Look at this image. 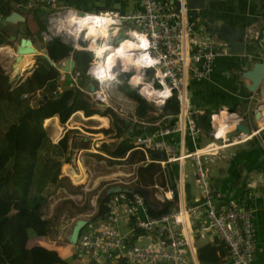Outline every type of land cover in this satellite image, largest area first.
Masks as SVG:
<instances>
[{"label":"crops","instance_id":"1","mask_svg":"<svg viewBox=\"0 0 264 264\" xmlns=\"http://www.w3.org/2000/svg\"><path fill=\"white\" fill-rule=\"evenodd\" d=\"M165 1L174 4L173 0ZM177 1L184 5L187 14L191 13L190 16L195 20L196 31L211 36L216 46L224 43L219 36L235 30L239 32L244 42L242 54L231 51L230 55L217 57L208 78L187 80L191 107L203 110L205 114L209 111L208 115L222 111L220 117L228 133H236L233 128L237 124L245 127L246 131L259 129L264 124V117H261L262 110L259 109L264 108H257L259 111L257 117L255 108L262 101L264 102V91L260 92V87L253 91L246 89L245 85L249 81L241 73L250 68L253 63L264 60V43L260 44V41L264 40L262 36L264 0ZM57 3L80 12L114 9L121 13H131L138 9V0H57ZM13 10L23 16L24 22L32 21L26 9ZM255 33L257 36L254 35ZM12 35L15 38L24 37L22 33ZM32 46L35 48L33 41ZM2 48H9V46L1 44L0 49ZM41 49L35 48L36 53L31 55L32 69L25 57L16 71L12 67L14 53L12 55L0 53V66H2L1 63L7 62V65L4 64L2 68H6L7 73H10L8 75L10 80L18 83L32 72L35 62L33 56L37 55ZM12 50L10 49L11 52ZM8 56L11 57L9 61ZM63 58L57 62H61ZM27 71L29 72L25 74ZM84 85L83 91L86 93V90H89V81L85 79ZM261 89L264 90V76L261 80ZM37 92L35 94L38 96ZM108 93L106 89L107 101L103 103L102 108L93 107L102 114H84L81 110H76L64 123H60L56 115L46 117L42 121L46 134L52 142H56L65 132L68 133L66 148L68 160L61 164L59 184L42 207L43 215L48 217L47 219L53 211L58 213L62 211L59 217L62 222L59 229H56V238L53 236L50 238L51 236L47 235L37 240L42 246L56 250L61 257H68L70 254L66 236L73 222L77 218L91 217L97 209L98 200L106 197L109 186L118 182H130L135 176V169L139 162H124L128 151L118 156H113L111 152L122 140L127 142L137 135L156 130L162 123L163 115L151 122L138 120L129 113L131 103L117 92H115V99L109 98ZM150 105L153 107L151 114L158 116L162 106ZM224 111L234 115H224ZM200 114L195 115V119ZM217 117H219L218 114ZM115 118L116 121H114ZM209 127V131L200 127L201 132L196 136H190L182 131L170 133L164 138L177 154L188 152L214 139L213 130L210 125ZM103 129L108 131L103 132ZM263 135V130L260 129L249 139L221 148L216 157H208L203 161L206 184L212 201L217 206L234 201L245 202L251 209L255 250L249 264H264V146L261 141ZM160 165L164 169L163 181L168 184V187L161 190L158 184L152 186V197L157 201L155 203L157 209L163 200L172 198V189L169 187L165 166L169 170L171 182L175 184L178 180L181 182V190L176 192L177 201L173 210L189 205L197 208L194 217H186L181 227L189 244L181 249L184 256L191 262L199 264H229L226 250L219 245V240L209 227L205 216V208L202 204L204 198L195 180L191 159L186 157ZM157 180L162 181L161 176H158ZM130 183L133 184V182ZM45 209L48 210L47 215ZM128 226L127 222H123L122 232L129 230ZM160 238L162 237L155 232L143 233L133 230L130 242L156 244ZM139 239L141 243L138 242ZM57 244H61V247L57 248Z\"/></svg>","mask_w":264,"mask_h":264},{"label":"built area","instance_id":"2","mask_svg":"<svg viewBox=\"0 0 264 264\" xmlns=\"http://www.w3.org/2000/svg\"><path fill=\"white\" fill-rule=\"evenodd\" d=\"M35 4H42L47 8L41 31L44 41L58 38L59 41L70 45L72 50L90 54L85 74L90 81L89 85H93L92 91L86 90V99L92 107L96 103H106V89L109 83H120L122 80L133 86L140 97L155 107L163 106L167 99L174 97L178 111L170 118L172 123L159 124L156 130L130 138L128 143L145 153V163L153 161L164 164L190 158L195 180L203 194L205 216L209 227L225 246L227 262L249 264L255 250L251 209L245 202L236 201L217 206L210 197L203 161L208 157H216L221 148L249 139L260 129L264 133V124L259 129L245 132L237 130L235 125L233 130L236 133H228L224 129L225 123L222 119L219 121L222 111H218L219 117L215 113L208 115L214 139L203 145L177 154L164 138L173 132L185 131L190 136L201 132L195 115L205 112L191 107L187 80L208 78L214 60L219 56L230 55L231 50L225 45L216 46L211 36L197 32L194 18L187 14L182 3L175 6L165 0H138V9L131 13H121L114 9L80 12L60 6L57 0H23L16 6L29 8ZM70 16L77 19H94L77 33V25L69 27L65 23ZM90 30L91 34L96 30L99 36L89 38L87 33ZM101 31L105 33L103 37ZM132 33L142 34L149 47L125 49L123 55L115 53L126 41L139 43ZM254 35L257 36V33ZM99 46L107 50L97 58L94 49ZM144 54L158 63L150 66L135 63ZM96 62L110 65L109 74L114 79L103 82L96 79L92 75ZM78 76L77 69L72 70L73 83H76ZM137 77L141 78L139 82L135 79ZM25 96L26 94L21 95ZM258 107L264 108V102L255 108L257 115ZM259 110H262L261 117H264V109ZM223 113L227 116L234 115L227 111ZM261 141L264 146V135ZM154 151H163L165 158L151 159L149 153ZM134 179L135 176L130 182ZM130 182H118L114 185L130 187L133 185ZM175 189L176 192L181 190L180 180L175 184ZM107 196L103 215L95 220L87 217L80 228L76 241L72 244L75 258L93 259L97 262L122 259L126 264H199L191 262L181 251L183 246L189 245L181 227L186 217H194L197 209L195 206H181L179 209L151 216L147 213L146 203L140 193L132 192L127 195L118 192ZM123 222L129 225V230L125 232L121 230ZM133 230L143 233L155 232L162 238L156 244H133L130 242Z\"/></svg>","mask_w":264,"mask_h":264},{"label":"trees","instance_id":"3","mask_svg":"<svg viewBox=\"0 0 264 264\" xmlns=\"http://www.w3.org/2000/svg\"><path fill=\"white\" fill-rule=\"evenodd\" d=\"M21 2L23 0H0V17L8 15L13 9H20L19 11L26 9L32 21L42 31L41 19L43 22L45 7L42 4H35L29 8L16 6ZM22 22L24 21H21V24ZM13 27L14 23L0 22V45L11 44L10 36L18 32L8 31ZM22 29V34L30 35L26 26ZM50 41L45 48V54L53 63L70 54L79 73L76 83L72 82L70 73H60L42 55L35 56L34 69L18 83L10 80L0 66V264H74L71 260L82 261L84 264H126L122 259L113 262L77 259L72 244H69L68 257H61L56 250L46 248L37 242L51 231L52 223L42 217V207L59 184L61 164L68 160L66 154L68 133L65 132L56 142H52L42 125L43 119L56 115L58 121L64 123L76 110H81L84 114H102L93 108L97 107L96 104L92 107L84 97V80L89 81L85 71L90 54L72 50L70 45L62 43L58 38ZM11 53L9 49L6 51V54ZM26 61L32 65L31 56H28ZM113 89L132 104L129 113L138 120L151 122L163 115L161 125L172 123L169 119L178 110L176 100L171 97L166 100L158 116L152 115L153 107L136 93L133 86L121 81L113 85ZM36 91L37 99L30 101L27 97ZM22 94L28 95L21 97ZM43 95L46 96L45 100L37 104V100ZM208 113L209 111H206V114H200L195 119L196 124L205 131L210 129ZM127 151L128 155L124 162H139L135 169L133 184L148 190V197L144 199L147 213L157 216L173 210L177 201L173 182L169 185L172 189L171 200L159 203L157 211H153L147 205L149 202H157L152 197L154 184L163 188L165 185L168 187L163 181V167L153 161L145 163V153L125 140H122L111 154L118 156ZM158 176H161L162 181L158 182ZM107 197L106 195L98 200L97 209L90 217L92 220L103 215ZM219 245L222 249L225 248L221 240ZM56 247H61V244H57Z\"/></svg>","mask_w":264,"mask_h":264},{"label":"water","instance_id":"4","mask_svg":"<svg viewBox=\"0 0 264 264\" xmlns=\"http://www.w3.org/2000/svg\"><path fill=\"white\" fill-rule=\"evenodd\" d=\"M173 3L175 6H178L177 0H173ZM188 15H191V13H188ZM23 19H24L23 16L19 12H17L16 10H13L8 15L4 17H0V22L1 23H6V22L16 23L18 21H23ZM262 36H264V33L262 34ZM219 37L224 42L223 45H225L229 50H231L232 52L236 54L243 53L244 42L239 32L235 30L233 32H229L228 34H225ZM14 38L15 37L13 35L10 36V39L13 40ZM263 43H264V40L263 41L261 40L260 44L262 45ZM27 51H30V52L35 51L34 54L36 53L35 48H33L32 46L31 39L29 37L19 38L18 44L15 46V50H14L15 53L13 55L12 67L16 64L20 55L23 53H27ZM39 54H41L47 60L49 64H53L54 67L57 68L59 72L70 73L72 72V70L77 69V66L74 64V61L69 56L64 57L61 62L53 63L51 60H49V58L45 54V50L43 49L40 50ZM241 75L249 81V83L245 85L246 89L253 91L254 89H257L258 87H260V92L264 91L263 89H261V80H262V77L264 76V60L261 62L253 63L251 67L248 69H245L241 73ZM92 90H93V85L90 84L89 91H92ZM87 96H88V93L87 92L84 93V97H87ZM45 98L46 96L43 95L41 98L37 100V104H41L45 100ZM255 116L257 117V114ZM236 129L241 130V131H246V128L243 127L241 124H237ZM149 157L151 159H164L165 154L163 153V151H154V152L149 153ZM165 171L167 172L168 181L171 184L169 170L166 166H165ZM118 192H123V193L135 192V193H140L144 199H147L148 197V190L146 188H143L135 184L131 185L130 187L124 186V185H113V186L108 187L106 190V194L118 193ZM147 205L153 211H157V206L154 202H149ZM85 221L86 220L83 218H77L73 222V224L70 227L69 233L66 236V241L69 244L75 243L78 232L80 228L83 226V224L85 223Z\"/></svg>","mask_w":264,"mask_h":264},{"label":"rangeland","instance_id":"5","mask_svg":"<svg viewBox=\"0 0 264 264\" xmlns=\"http://www.w3.org/2000/svg\"><path fill=\"white\" fill-rule=\"evenodd\" d=\"M46 12H47V8H46ZM41 23H42V25H44V20H43V22H42V19H41ZM22 24H23V25H22ZM22 24H21V21H18V22H16V23H14V27L8 29V31H9L10 33H13L14 30H16V31H18L17 33H21V32L23 31V29H22L23 26H26V27L28 28V30L30 31V35H28V36L23 35V36H24V37H29V38H31L32 41H33V45H34V47H35L36 49L42 48L43 50H45L46 46H47L51 41H44V40H43L42 35H41V31H40L39 28L36 26L35 22L30 20V21L22 22ZM19 38H21V37H19ZM19 38H14L13 40H11V44H5V45H8L10 49H13V50H14V47L18 44ZM61 42L64 43L63 41H61ZM64 44H66V43H64ZM9 48H2V49H0V53H2V54H6V51H7ZM10 49H9V50H10ZM42 49H41V50H42ZM13 50H12V53H15ZM39 52H40V50L38 51L37 55H41V54H39ZM12 53H11V55H12ZM37 55H34L33 57H35V56H37ZM67 56L70 57V55H67ZM22 57H23V56H22ZM7 60H8V61L11 60V57L8 56ZM55 63H56V62H55ZM4 64L7 65V62H5V63H1V65H2L1 67H3ZM18 64H19V63H18ZM2 69L4 70V72H5L7 75L10 74L9 72L7 73V69H6V68H2ZM31 69H32V65H31ZM16 70H18V69H16ZM30 71H31V70H30ZM24 73H25V72H24ZM24 73H22V75H23ZM8 77H9V76H8ZM18 80H19V79H18ZM120 80H122V77H120ZM122 81H124V80H122ZM113 85H114V83H109L108 86H107V91H109V93H108V94H109V98H111V99H115L114 96H116L115 90L113 89ZM109 86H110V87H109ZM108 88H109V89H108ZM27 95H28V94H26V96H27ZM37 97H38V96H37V95L35 94V92H34V93H32V95L28 96L27 98L30 99V101H32V100H36ZM95 203H96V202H95ZM89 208H90V207H89ZM44 211L46 212V215H47L48 210L45 209ZM61 212H62V211H61ZM61 212L58 213V212L53 211V214H52V215L50 216V218H49L50 222L52 223V224H51V231H50V233H49V235H48V236H51L50 238H53V237L56 238V234H57V232H56L57 230H56V229H59V226H60V224H61V222H62V220L59 218ZM42 217H43V218H46L45 215H43V213H42ZM47 218H48V217H47ZM68 230H69V229H68ZM55 232H56V233H55ZM52 236H53V237H52ZM138 242L141 243L142 241L139 239ZM71 263H74V264H84V262H82V261H77V260H71ZM85 263H86V262H85Z\"/></svg>","mask_w":264,"mask_h":264},{"label":"clouds","instance_id":"6","mask_svg":"<svg viewBox=\"0 0 264 264\" xmlns=\"http://www.w3.org/2000/svg\"><path fill=\"white\" fill-rule=\"evenodd\" d=\"M94 18L92 17H85L84 19H77L75 16H70L66 19L65 23L70 27L71 25L75 24L77 25L76 31L77 33L82 30L85 26L89 24V21H92ZM89 35H91V31L89 32ZM132 36L135 38L136 41L139 43H132V42H125L121 46V50L117 53L118 55H123L125 49H135V48H142V49H147L149 47V44L146 40V38L142 34L138 33H132ZM87 38V37H86ZM95 41H93V44ZM107 49L105 47H99L95 48V56L97 58H100L102 54L106 51ZM135 63L138 64H144V65H154L158 63V61L151 60L149 59V56L147 54L142 55L139 59L135 61ZM109 66H105L99 62H96L95 67L92 70V75L100 80V81H105V80H112L114 79L113 76L109 74ZM137 82L140 81V77L135 78ZM161 95H166V93H161Z\"/></svg>","mask_w":264,"mask_h":264},{"label":"bare ground","instance_id":"7","mask_svg":"<svg viewBox=\"0 0 264 264\" xmlns=\"http://www.w3.org/2000/svg\"><path fill=\"white\" fill-rule=\"evenodd\" d=\"M90 27V26H89ZM90 29V28H89ZM91 31V30H90ZM89 31V32H90ZM89 32L87 33V36L89 35ZM101 33V37H103V35H105V33L103 32V31H101L100 32ZM99 36V34H98V32L95 30V32L94 33H92L90 36H89V38L90 37H94V38H97ZM99 47H102V46H99ZM98 47V48H99ZM121 49H118L117 51H115V53H118L119 51H120ZM35 52V51H34ZM34 52L32 51V52H30V51H27V53H23V54H21L20 55V57H19V59L17 60V62H16V64L13 66V68L15 69L16 67H17V65H18V63H19V65H18V69H19V66L21 65V63L23 62V60H24V58L25 57H28V56H31L32 54H34ZM106 52V51H105ZM104 52V53H105ZM114 55H116V54H114ZM23 56V57H22ZM103 105L104 104H102V103H96V106L97 107H103ZM222 119V118H221ZM225 121H226V119H225ZM74 180V179H73ZM90 188V187H89Z\"/></svg>","mask_w":264,"mask_h":264}]
</instances>
